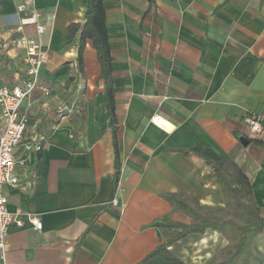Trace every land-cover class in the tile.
I'll return each mask as SVG.
<instances>
[{"label": "crops", "instance_id": "0c3cea01", "mask_svg": "<svg viewBox=\"0 0 264 264\" xmlns=\"http://www.w3.org/2000/svg\"><path fill=\"white\" fill-rule=\"evenodd\" d=\"M0 0V87L28 81L26 36L49 53L41 78L49 96L24 100V140L15 149L18 187L7 186L12 224L0 264H167L147 260L178 231L149 227L169 216L190 219L162 198L183 194L204 210L231 217L217 178L205 160L177 149L206 148L234 161L250 180L264 216V133L249 138L245 117L264 127V0H104L113 58L119 121L121 176L115 188V158L96 50L89 41L85 78L78 76L77 45L68 44L73 23L88 19V0ZM19 11L20 6H25ZM38 13V24L21 20ZM70 78L75 83L68 86ZM63 104L77 109L60 117ZM160 117L166 126L152 122ZM251 140L243 146L240 139ZM40 152L28 151L32 141ZM117 200L115 206L113 201ZM37 217V230L30 222ZM211 230L174 243L183 264H210L227 245ZM249 264H264V233L252 244Z\"/></svg>", "mask_w": 264, "mask_h": 264}, {"label": "trees", "instance_id": "16d2710c", "mask_svg": "<svg viewBox=\"0 0 264 264\" xmlns=\"http://www.w3.org/2000/svg\"><path fill=\"white\" fill-rule=\"evenodd\" d=\"M150 6L155 0H146ZM89 12L85 23H73L68 31V44L77 45L76 65L78 76L85 78L84 54L87 42H91L96 50L100 66V81L103 82L106 95V110L110 117V129L115 158V188L121 176L119 156V121L117 116V100L113 79V58L110 49L106 24V9L104 0H88ZM76 78H70L68 86L75 83ZM256 145L264 147V143L252 140ZM186 156L196 154L202 157L210 166L217 178L225 209L231 217H223L216 212L204 210L194 198L183 194H164L165 199L174 211L185 214L188 224H178L169 216L155 220L149 227L178 231V235L147 257H162L167 264H183L170 247L179 240L191 235H204L208 230L218 233L227 240V245L212 259L210 264H249L252 258V244L264 233V216L258 208L252 191L250 180L242 169L232 160L219 157L211 150L197 148L193 150L177 149Z\"/></svg>", "mask_w": 264, "mask_h": 264}, {"label": "built area", "instance_id": "2783aa9c", "mask_svg": "<svg viewBox=\"0 0 264 264\" xmlns=\"http://www.w3.org/2000/svg\"><path fill=\"white\" fill-rule=\"evenodd\" d=\"M30 4V0H26ZM25 6H20L19 11H24ZM39 14L33 15L21 20L18 31H23L25 25H35L36 32L42 35L45 27L38 24ZM15 47L24 53V62L27 67L28 81L23 87H0V257L3 256L9 228L16 223L21 225L18 214L10 212L8 208V198L5 193L7 186L18 187L20 179L15 174V149L20 146L24 140L27 128V117L21 115V109L24 100L33 92L38 91L40 94L49 96L51 91L43 83L41 78L42 70L49 60V53L44 49L40 42L31 41L26 36H21L15 41ZM74 105L63 104L57 110L60 117H65L76 112ZM248 126L249 138L261 137L264 133L263 118L255 113H249L245 117ZM152 122L166 126L165 120L155 117ZM43 146L38 140L32 141L26 146L28 151L40 152ZM113 204L118 205V201L114 200ZM30 222L37 230H42V222L35 216H30Z\"/></svg>", "mask_w": 264, "mask_h": 264}, {"label": "water", "instance_id": "95a60500", "mask_svg": "<svg viewBox=\"0 0 264 264\" xmlns=\"http://www.w3.org/2000/svg\"><path fill=\"white\" fill-rule=\"evenodd\" d=\"M241 143L243 144V146H248L251 143V140H249L247 137H242L240 139Z\"/></svg>", "mask_w": 264, "mask_h": 264}]
</instances>
